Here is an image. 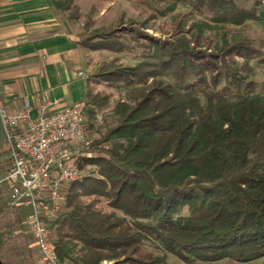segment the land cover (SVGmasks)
<instances>
[{"label":"trees","instance_id":"obj_1","mask_svg":"<svg viewBox=\"0 0 264 264\" xmlns=\"http://www.w3.org/2000/svg\"><path fill=\"white\" fill-rule=\"evenodd\" d=\"M166 1L188 5L201 21L185 28L179 20L167 38L122 26L80 40L86 49L140 50L141 60L97 71V81L125 90L127 99L116 103V123L103 138L87 145L81 165L95 166L97 175L69 187L52 224L62 261L160 264L145 240L188 264L264 257V84L251 64L261 50L253 38L225 31L257 19L260 2ZM52 3L70 19L81 17L77 0ZM215 30L221 42H204ZM99 99L91 93L84 100L93 119ZM5 153L3 145L0 159ZM101 198L111 211L97 208ZM10 207L0 188V260L35 264Z\"/></svg>","mask_w":264,"mask_h":264},{"label":"built area","instance_id":"obj_2","mask_svg":"<svg viewBox=\"0 0 264 264\" xmlns=\"http://www.w3.org/2000/svg\"><path fill=\"white\" fill-rule=\"evenodd\" d=\"M83 76V72H80ZM9 167L0 179L9 205L23 216L24 233L31 235L47 264H59L53 222L61 215L66 193L86 177L81 165L87 155L93 119L84 101L67 104L62 98H25L11 109L0 100Z\"/></svg>","mask_w":264,"mask_h":264},{"label":"rangeland","instance_id":"obj_3","mask_svg":"<svg viewBox=\"0 0 264 264\" xmlns=\"http://www.w3.org/2000/svg\"><path fill=\"white\" fill-rule=\"evenodd\" d=\"M240 6L245 8H253L260 0H235ZM80 7L81 17L77 20L70 19L68 13L63 12L65 20H68L76 37L81 40L88 34L102 28L121 29L122 26H135L142 32H146L149 35L157 38L169 37L177 23L182 21L185 28H188L192 24L201 21L202 17L192 11L191 7L186 4L179 3L172 5L166 0H77ZM174 6V7H173ZM258 19V18H257ZM248 20L241 26L230 25L225 31L229 34L231 39L238 38L240 36H248L253 38L258 47L261 50L260 57L253 59L251 64L254 67V78L259 83V88L264 84L263 74L259 65L264 60V27L257 20ZM223 37L222 31H206L204 34V42L211 40L213 45L221 42ZM260 42H263L260 45ZM140 50H124L121 52H115L107 48L92 50L84 48V71L88 85V92L86 99L89 98V94H98L100 96L99 101L95 106H91L95 109V115L101 116V121L98 124L94 122L90 131V140H101L107 129L113 126L115 122V116L113 109L116 103L120 100L127 99L126 91L117 87L113 83L105 81L99 82L97 71L105 65L113 63L116 66H131L137 64L141 60ZM260 60V61H259ZM9 160L6 155L3 154L0 159V179L4 176L6 170L9 167ZM86 176H96V167L90 164H85L83 167ZM3 190L5 198L8 200V194L3 185H0ZM85 200L88 198L84 197ZM14 212L19 214L23 227L24 212H20L16 208L10 207ZM65 208V203H64ZM63 208V209H64ZM97 208L104 211H111L106 199L101 198L97 204ZM53 230V239H56V231ZM25 240L28 242L29 247L33 249V259L35 264H47L42 259V254L36 245L34 238L24 233ZM145 248L153 252L156 256L162 258L160 264H188L178 256L165 252L164 247L157 241L145 240ZM123 259V258H122ZM114 260H103L100 264H112ZM59 264H73L69 259L62 261L60 259ZM193 264H264V257L251 262H238L232 259H223L216 262L198 261Z\"/></svg>","mask_w":264,"mask_h":264},{"label":"crops","instance_id":"obj_4","mask_svg":"<svg viewBox=\"0 0 264 264\" xmlns=\"http://www.w3.org/2000/svg\"><path fill=\"white\" fill-rule=\"evenodd\" d=\"M257 20L264 27V0ZM84 59V47L52 0H0V100L9 108L25 98L84 101Z\"/></svg>","mask_w":264,"mask_h":264},{"label":"water","instance_id":"obj_5","mask_svg":"<svg viewBox=\"0 0 264 264\" xmlns=\"http://www.w3.org/2000/svg\"><path fill=\"white\" fill-rule=\"evenodd\" d=\"M4 139H5V127L0 113V149L4 145ZM0 264H4V263L0 260Z\"/></svg>","mask_w":264,"mask_h":264}]
</instances>
